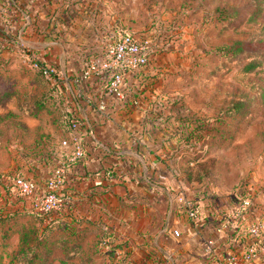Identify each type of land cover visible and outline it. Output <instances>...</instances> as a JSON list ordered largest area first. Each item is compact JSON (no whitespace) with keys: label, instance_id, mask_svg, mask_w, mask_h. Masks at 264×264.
Returning <instances> with one entry per match:
<instances>
[{"label":"rangeland","instance_id":"rangeland-1","mask_svg":"<svg viewBox=\"0 0 264 264\" xmlns=\"http://www.w3.org/2000/svg\"><path fill=\"white\" fill-rule=\"evenodd\" d=\"M68 1L96 7L114 36L132 35L146 47L142 86L156 106L143 112L142 122H161L163 135L175 139V152L187 154L186 168L199 189L229 196L239 188L249 200L247 225L258 222L264 233V0ZM33 44L23 34L16 48L0 55V218L22 214L0 223V264L30 260L41 235L64 234L63 228L47 231L52 214L77 212L70 199L64 211L33 221L26 215L32 197L17 196L10 186L18 175L44 192L48 176L61 167L56 155L70 151L60 146L70 138L68 123L78 122L61 96L62 80L34 65L48 62ZM6 89L12 94L4 96ZM103 239L88 238L66 264H122ZM39 245L44 252L45 241ZM60 251L56 246L51 257Z\"/></svg>","mask_w":264,"mask_h":264},{"label":"crops","instance_id":"crops-1","mask_svg":"<svg viewBox=\"0 0 264 264\" xmlns=\"http://www.w3.org/2000/svg\"><path fill=\"white\" fill-rule=\"evenodd\" d=\"M101 15L84 2L0 0L1 57L28 34L31 48L57 66L61 96L79 123L71 133L81 139L84 159L72 167L69 150L55 157L64 168L63 191L75 200L77 212L52 214L47 224L59 222L71 239L78 240L72 262L90 237H104V248L122 256V264H215L238 254L247 243L246 221L236 228L229 222L232 230L219 229L228 222L233 199L213 188L199 189L186 168L187 154L175 152V139L163 135L161 122H142L143 112L156 106L142 86L144 70L127 75L130 96L125 103L105 93L101 75L76 81L114 37L111 21L107 24ZM110 169L112 178L97 186V173ZM189 199L197 205L195 219L184 212L183 201Z\"/></svg>","mask_w":264,"mask_h":264},{"label":"built area","instance_id":"built-area-1","mask_svg":"<svg viewBox=\"0 0 264 264\" xmlns=\"http://www.w3.org/2000/svg\"><path fill=\"white\" fill-rule=\"evenodd\" d=\"M148 53L146 47L142 46L135 37L128 34L114 36L104 47L103 53L92 58L83 68L77 82L89 79L91 75H101L104 77L103 88L107 95L121 103L127 102L130 90L126 77L147 64ZM37 66L41 74L48 78L58 79V70L53 64L38 63ZM77 121L70 122V131L78 129ZM62 149L70 148L67 162L72 167L81 162L85 155L81 139L76 135H70L67 140L60 143ZM95 146L102 148L97 142ZM105 150V148H102ZM106 151V150H105ZM64 168L59 167L54 173L48 176L44 185V192L38 191V186L31 179L15 175L11 178V189L17 196L32 197L30 211L36 214L60 213L68 207L70 198L63 194L65 184ZM98 174L97 186L102 184V180L112 178V170H107ZM101 176V180L99 178ZM40 190V189H39ZM229 196L235 204L230 213L227 223H223L219 229L232 230L229 222L234 223V228L239 226L251 215L249 200L241 198L239 188L231 191ZM71 204V203H70ZM184 212L190 219H195L197 215V205L193 200L183 201ZM233 228V229H234ZM247 243L238 254L229 255L218 260L215 264H244L245 262L258 261L264 264V233L261 225L257 223L249 224L244 232ZM212 241L207 242V250H210ZM149 264V263H144Z\"/></svg>","mask_w":264,"mask_h":264},{"label":"trees","instance_id":"trees-1","mask_svg":"<svg viewBox=\"0 0 264 264\" xmlns=\"http://www.w3.org/2000/svg\"><path fill=\"white\" fill-rule=\"evenodd\" d=\"M54 66L57 68L56 65H54ZM253 68H254V66H253V64H251V65H249L247 67V70H252ZM57 70H58V68H57ZM40 74H41V72H40ZM0 78H3V77L0 75ZM8 94H12V91L6 89L5 90V93H4V96H7ZM68 124H69V129H70V122ZM29 213L30 214H26V215L29 217V219H31V220L33 219V221H35V217H41V216H46L47 215V214H36V213L31 212V211ZM21 215L22 214H20L18 212H14L11 215H6V216L4 215V216H2L0 218V223L6 222L7 220H10L12 217L13 218L20 217ZM46 219H47V217H46ZM43 221H44V219L42 220V222ZM58 223L59 222H56L55 224H51V223L47 224V231H50V229L52 230L54 228L62 229V226L60 224H58ZM62 232L64 234L61 233L62 236H57V238H55V239H51L46 234L45 235H41L42 238L39 239V244L41 243V241H45L46 247H45L44 252H42L39 249V246H40L39 244L38 245H35L34 248H31L32 250L29 249L30 250V254H31V258H29L30 260H27V262H24V264H35L34 262H39L40 264H46L48 262L47 260H49V261H51V260H58V261H60V263L66 264V261H65L66 256L68 257V261L73 260L74 257L77 254V249L78 248H77L76 244H77V241L78 240L77 239H71L69 237V235H67L64 231H62ZM74 235H75V233H74ZM71 242H74L75 243L74 244L75 246H70L69 247V244ZM56 246H58L59 247V250H61L60 252H61L62 256L55 257L53 255L51 257L52 250ZM23 251H24V248H21L18 252H19V254L22 255L24 253Z\"/></svg>","mask_w":264,"mask_h":264}]
</instances>
